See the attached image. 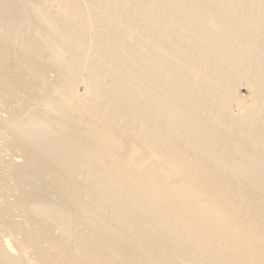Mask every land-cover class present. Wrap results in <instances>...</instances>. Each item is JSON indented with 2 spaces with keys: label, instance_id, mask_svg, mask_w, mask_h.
I'll return each mask as SVG.
<instances>
[{
  "label": "bare ground",
  "instance_id": "bare-ground-1",
  "mask_svg": "<svg viewBox=\"0 0 264 264\" xmlns=\"http://www.w3.org/2000/svg\"><path fill=\"white\" fill-rule=\"evenodd\" d=\"M0 264H264V0H0Z\"/></svg>",
  "mask_w": 264,
  "mask_h": 264
}]
</instances>
